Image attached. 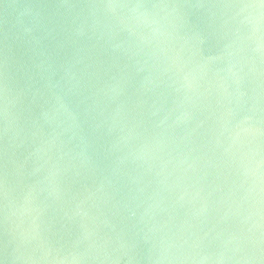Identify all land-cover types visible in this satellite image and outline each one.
Wrapping results in <instances>:
<instances>
[{
  "label": "water",
  "instance_id": "obj_1",
  "mask_svg": "<svg viewBox=\"0 0 264 264\" xmlns=\"http://www.w3.org/2000/svg\"><path fill=\"white\" fill-rule=\"evenodd\" d=\"M0 264H264L260 0H0Z\"/></svg>",
  "mask_w": 264,
  "mask_h": 264
},
{
  "label": "snow or ice",
  "instance_id": "obj_2",
  "mask_svg": "<svg viewBox=\"0 0 264 264\" xmlns=\"http://www.w3.org/2000/svg\"><path fill=\"white\" fill-rule=\"evenodd\" d=\"M260 3H261V4H264V0H260Z\"/></svg>",
  "mask_w": 264,
  "mask_h": 264
},
{
  "label": "clouds",
  "instance_id": "obj_3",
  "mask_svg": "<svg viewBox=\"0 0 264 264\" xmlns=\"http://www.w3.org/2000/svg\"><path fill=\"white\" fill-rule=\"evenodd\" d=\"M262 6H264V4H261Z\"/></svg>",
  "mask_w": 264,
  "mask_h": 264
}]
</instances>
